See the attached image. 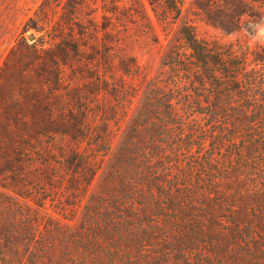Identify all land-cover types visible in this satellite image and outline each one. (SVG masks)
Returning a JSON list of instances; mask_svg holds the SVG:
<instances>
[{"label": "trees", "instance_id": "16d2710c", "mask_svg": "<svg viewBox=\"0 0 264 264\" xmlns=\"http://www.w3.org/2000/svg\"><path fill=\"white\" fill-rule=\"evenodd\" d=\"M102 1L101 23L85 29L87 5L67 0L36 27L49 47L19 45L0 68V264H264V45L200 38L190 21L83 221L44 220L45 201L75 203L109 147L115 111L99 94H126L117 81L137 72L132 58L115 66L112 36L136 17L153 28L142 0ZM147 1L167 22L182 0ZM195 7L226 35L252 34L264 0ZM66 67L85 82L72 85Z\"/></svg>", "mask_w": 264, "mask_h": 264}, {"label": "rangeland", "instance_id": "374dc122", "mask_svg": "<svg viewBox=\"0 0 264 264\" xmlns=\"http://www.w3.org/2000/svg\"><path fill=\"white\" fill-rule=\"evenodd\" d=\"M67 0H0V68L4 65L5 60L11 52L23 46H42L49 47L48 39L36 40L44 32L36 30L43 20H57L61 14V6ZM110 4L112 0H105ZM146 12L152 21L153 28L151 31H143L140 26L139 18L125 25L122 30L113 37L117 41L112 49L115 53V66L119 59H134L136 62L137 72L132 77L124 76V81H117L126 89V94L115 97L105 91H101L99 98L105 104L103 105L110 112L113 108L115 119L110 122L109 147L101 153L95 162V171L90 180L83 186L78 199L71 206H62L57 199H47L41 209L44 220L47 217H53L62 224L77 226L85 216V206L88 204L90 196L96 193L104 178L111 171L120 144L126 138L129 127L135 122L136 116L146 97L145 87L149 81H156L162 78L165 72L164 60L173 46L182 42V30L186 22H193L196 26L198 37L209 40H218L228 43L239 40L242 44H248L253 47L255 44L264 45V10L263 17L252 34L242 29L240 32L232 35H226L220 30L205 24L196 15V0H182L180 10L173 12L167 22H160L154 16L147 0H142ZM87 7H83L76 20L82 21L84 28L91 27L89 22L102 21V0H83ZM121 4V3H119ZM52 6V9H48ZM95 34V36H94ZM32 35V37H30ZM33 36L36 37L33 39ZM89 39L83 41L87 50L88 46L100 45L102 33H89ZM116 79H119L118 73L114 70ZM65 78L72 85H82L86 79L80 76L79 71H72L71 68H65ZM121 79V78H120ZM111 80V79H109ZM90 81V80H89ZM14 193V192H11ZM15 197L20 196L14 194ZM29 200V202H28ZM27 198V203L33 204L35 201ZM35 205V204H34ZM36 207V206H35Z\"/></svg>", "mask_w": 264, "mask_h": 264}, {"label": "water", "instance_id": "95a60500", "mask_svg": "<svg viewBox=\"0 0 264 264\" xmlns=\"http://www.w3.org/2000/svg\"><path fill=\"white\" fill-rule=\"evenodd\" d=\"M30 37H32V35Z\"/></svg>", "mask_w": 264, "mask_h": 264}]
</instances>
